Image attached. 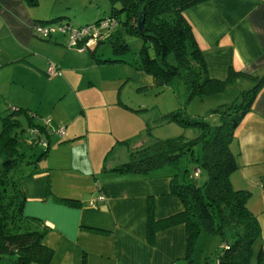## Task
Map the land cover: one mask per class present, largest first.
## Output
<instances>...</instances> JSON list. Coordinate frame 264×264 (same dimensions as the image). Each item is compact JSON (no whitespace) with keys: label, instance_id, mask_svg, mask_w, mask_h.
<instances>
[{"label":"crops","instance_id":"obj_1","mask_svg":"<svg viewBox=\"0 0 264 264\" xmlns=\"http://www.w3.org/2000/svg\"><path fill=\"white\" fill-rule=\"evenodd\" d=\"M55 3L44 11L39 0H0V97L9 107L27 108L30 119L50 131L46 154L37 162L40 171L21 179L22 212L48 226L43 242L53 253L45 264H185L183 221L158 228L151 240L146 237L148 202L154 219L182 209L169 191L171 168H113L131 149L150 142L143 106L122 91L127 66L95 61L97 46L93 54L67 46L64 31L39 35L36 23L74 2ZM184 14L207 74L227 79L220 92L230 85L233 94L264 74V0H198ZM49 62L57 74L46 73ZM228 145L237 160L228 179L233 188L247 191L245 205L259 227L252 250L261 249L264 264V81ZM98 192L105 199L89 203ZM209 234L198 233L192 248L212 240ZM190 252L186 261L194 263L198 251Z\"/></svg>","mask_w":264,"mask_h":264},{"label":"trees","instance_id":"obj_2","mask_svg":"<svg viewBox=\"0 0 264 264\" xmlns=\"http://www.w3.org/2000/svg\"><path fill=\"white\" fill-rule=\"evenodd\" d=\"M31 4L37 0H26ZM198 0H108L107 13L89 23L106 21L92 44L86 45L90 53L98 42L107 39L113 53L128 49L121 33L141 39L137 66L150 74L152 83L163 86L173 77L182 79L187 97L219 91L225 81L211 78L201 50L195 40L184 10ZM106 3V0H104ZM92 3H98L96 2ZM61 16V15H58ZM57 18L56 16L50 17ZM141 21V26H138ZM114 38V40L112 39ZM95 61H122L119 57L96 56ZM264 81L257 76L250 86L241 88L231 101L208 108L206 115L189 116L176 107L160 114L161 120H174L182 127L193 126L198 132L187 138L155 137L150 142L131 149L126 161L113 168L145 172L148 169L173 162L183 152L201 166L206 173L201 185L194 174L185 168L178 178L177 172L169 177V191L178 196L182 209L160 219L152 216L148 202L146 237L152 239L158 228L183 221L186 226V257L193 249V240L200 232L218 234L222 244L217 264H247L252 254V243L259 233L254 214L246 207L247 191L233 188L228 174L236 168L237 160L229 148L234 127L250 108L252 99ZM26 115L23 127L20 115ZM28 129V133L24 130ZM24 133V135H23ZM50 131L44 123L33 122L30 112L21 106L8 107L1 116L0 125V264L47 263L52 247L43 242L48 226L35 216L22 212L25 199L21 179L40 171L37 162L49 146ZM200 142L201 152L195 156L193 144ZM40 144L42 149L35 151ZM72 201V200H70ZM225 230L231 240L225 239ZM190 262V260H188ZM83 264V263H81ZM199 264H209L200 261ZM255 264H262L261 249L255 253Z\"/></svg>","mask_w":264,"mask_h":264},{"label":"rangeland","instance_id":"obj_3","mask_svg":"<svg viewBox=\"0 0 264 264\" xmlns=\"http://www.w3.org/2000/svg\"><path fill=\"white\" fill-rule=\"evenodd\" d=\"M74 2L69 8L58 10L54 15H57V18L51 19L46 18L45 21H42L44 24L53 25L54 27L58 22H68L70 24H83L86 22L93 21L96 17L102 16L107 13L109 3L106 0L105 5L90 3L89 0H69ZM39 8L44 11H48L53 2L55 7L64 5L66 0H39ZM100 3V2H99ZM68 14H67V13ZM61 15V16H58ZM57 31V29H54ZM60 31V30H58ZM121 38L127 42L128 49L123 50L122 52L113 53L112 45L107 40L97 43L95 46L96 52L101 56L109 55L112 57H119L123 59L122 61L126 64L128 78L123 82V92L127 93V96H131L135 101H139L140 106H143L144 116L148 123V138L146 141H151L155 137L165 138V137H174L177 135H184L187 138L193 137L197 134L198 130L196 127L188 126L182 127L174 120H164L160 121V114L168 110L174 109L176 107H181L184 110V113L189 116H204L205 119H212L209 115L205 114V111L215 106L219 103H224L234 99L235 95L242 88H237L233 94L231 93L230 85H227L226 89L223 92L217 91L213 94L204 93L200 95H192L187 97L185 85L181 78L173 77L169 80L168 83L163 86H158L152 83L151 76L149 73L144 71L142 68L137 66L139 60L138 47L141 43V39L135 35L121 33ZM114 40V38H112ZM120 69L124 67L120 66ZM253 83V82H252ZM251 85V84H250ZM249 85V86H250ZM224 92L229 93V96H226ZM216 96V97H214ZM8 103L4 102L0 97V125H1V116L5 114L8 108ZM20 117L22 120V126H27V121L24 117L26 115L21 113ZM215 122L214 120H210ZM24 133H28V129L24 130ZM23 133V135H24ZM35 151L42 149L40 144L34 146ZM201 152L200 142L193 144V153L195 156L199 155ZM166 168H171L172 172H177L178 178L181 177V173L186 168L188 172L192 171L194 166H197V172L195 174V181L201 185L205 179L206 173L205 170L196 165L194 160L190 158L188 152H183L178 155L173 162L166 163ZM161 166V165H160ZM159 167V166H158ZM169 168V169H170ZM211 239H206L200 245L197 244L194 246V249H189V251L196 252L198 251V257L195 258V262L191 263L185 259H178L179 261H184L186 264H199L200 261H208L209 264H217V254L221 252L222 244L220 243V236L218 234H209ZM225 239L231 240V235L228 230H225ZM197 249V250H196ZM254 248L252 254L248 260L247 264H255V252ZM190 252V253H191ZM190 255V254H189Z\"/></svg>","mask_w":264,"mask_h":264},{"label":"built area","instance_id":"obj_4","mask_svg":"<svg viewBox=\"0 0 264 264\" xmlns=\"http://www.w3.org/2000/svg\"><path fill=\"white\" fill-rule=\"evenodd\" d=\"M106 25V21L101 20L97 24L95 23H85L82 25H73L68 22H58L54 27L53 25H47L44 23H36L33 28L41 36H47L54 29L64 31L68 34L66 40L67 46H75L78 49H83L86 45H90L95 40L98 35L99 29ZM59 69L52 63L49 62L46 67V73L48 75L57 74ZM58 132H61V128H58ZM105 197L103 193L98 192V194L89 200V203L93 204L98 200H104Z\"/></svg>","mask_w":264,"mask_h":264},{"label":"water","instance_id":"obj_5","mask_svg":"<svg viewBox=\"0 0 264 264\" xmlns=\"http://www.w3.org/2000/svg\"><path fill=\"white\" fill-rule=\"evenodd\" d=\"M138 26H139V27L141 26V21H138Z\"/></svg>","mask_w":264,"mask_h":264}]
</instances>
